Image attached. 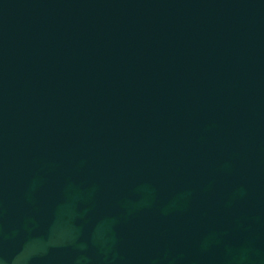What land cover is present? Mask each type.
<instances>
[{
	"label": "water",
	"instance_id": "obj_1",
	"mask_svg": "<svg viewBox=\"0 0 264 264\" xmlns=\"http://www.w3.org/2000/svg\"><path fill=\"white\" fill-rule=\"evenodd\" d=\"M0 264H264V0H0Z\"/></svg>",
	"mask_w": 264,
	"mask_h": 264
}]
</instances>
